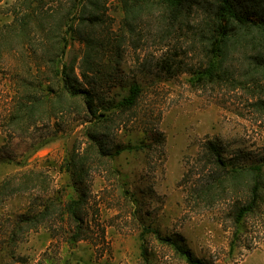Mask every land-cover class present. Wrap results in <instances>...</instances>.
<instances>
[{"label":"rangeland","instance_id":"rangeland-1","mask_svg":"<svg viewBox=\"0 0 264 264\" xmlns=\"http://www.w3.org/2000/svg\"><path fill=\"white\" fill-rule=\"evenodd\" d=\"M159 15L149 9L130 33L119 0H0V185L10 180L0 190V264H145L142 242L150 264H187L151 233L141 238L147 225L182 235L213 264H264V184L257 206L237 225L232 210L246 184L237 182L210 204L188 201L189 188L214 169L205 156L209 140L221 144L228 167L261 166L264 179V114L251 104L257 95L191 86L189 73L160 70L155 63L181 41L154 39ZM60 34L67 38L66 63H78L85 39L93 42L104 95L119 100L134 80L142 87L136 105L105 129L108 148L151 145L97 161L91 152L80 184L71 163L89 143L88 116L59 96L42 58ZM181 47L184 61L196 59L189 45ZM234 66H245L242 54ZM30 94L39 96L38 106L19 113ZM156 131L161 143L152 140ZM80 194L84 233L72 241L65 203Z\"/></svg>","mask_w":264,"mask_h":264},{"label":"trees","instance_id":"trees-1","mask_svg":"<svg viewBox=\"0 0 264 264\" xmlns=\"http://www.w3.org/2000/svg\"><path fill=\"white\" fill-rule=\"evenodd\" d=\"M125 18V24L130 33L136 32L135 22L149 9L155 7L159 11V33L155 38L164 40L172 36L178 38L181 44L174 45L171 54L165 55L155 63L167 75L185 71L189 73L188 82L191 86L225 85L248 90L257 97L251 102L254 109L264 114V0H119ZM87 38V37H86ZM80 60L72 58L64 61L67 38L65 34L53 36L52 47L45 50L43 57L48 63V69L59 84V96L75 102L76 108L84 112L88 119L87 136L89 143L82 155L72 158V171L76 181L81 182L85 164L90 153L94 159L119 154L123 148H150V144L116 145L110 150L107 145L105 129L116 115L124 114L132 109L140 97L142 87L138 81L128 85V92L119 100L104 95L101 85L102 69L96 61L97 48L89 39ZM156 40V39H155ZM186 43L194 52L196 59L186 62L181 56L186 50L181 45ZM178 50H182L179 51ZM180 52L182 55H180ZM237 53L242 54L245 66L239 71L234 66ZM1 54V53H0ZM36 54V53H35ZM42 54V53H41ZM175 56V57H174ZM181 57V58H180ZM142 66H150L148 61ZM19 102L18 112L32 114L39 104V96L30 94ZM28 98L25 100V98ZM153 142L161 143V133L156 131ZM206 158L214 167L210 178L199 180L189 188V200L193 205L210 204L219 192L234 189L240 182L246 184L244 199L234 204L232 217L239 224L257 206L259 192L264 179L259 176L261 166L238 165L228 163L222 153L221 144L209 140L205 144ZM5 179L0 190L9 184ZM238 182V183H237ZM246 182V183H244ZM239 183V184H240ZM84 196L70 198L65 203V211L74 222V230L70 240L75 241L83 236L82 206ZM151 233L159 242L169 246L187 264H213L196 256L187 246L182 235H165L158 228L145 226L141 231ZM141 255L145 264H150L146 245L141 244Z\"/></svg>","mask_w":264,"mask_h":264}]
</instances>
